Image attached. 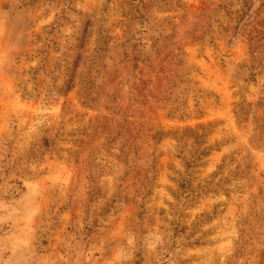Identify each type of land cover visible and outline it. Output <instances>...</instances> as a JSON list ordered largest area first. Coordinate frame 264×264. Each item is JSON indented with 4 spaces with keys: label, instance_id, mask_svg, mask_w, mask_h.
Here are the masks:
<instances>
[{
    "label": "rangeland",
    "instance_id": "rangeland-1",
    "mask_svg": "<svg viewBox=\"0 0 264 264\" xmlns=\"http://www.w3.org/2000/svg\"><path fill=\"white\" fill-rule=\"evenodd\" d=\"M0 264H264V0H0Z\"/></svg>",
    "mask_w": 264,
    "mask_h": 264
}]
</instances>
